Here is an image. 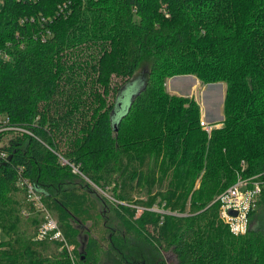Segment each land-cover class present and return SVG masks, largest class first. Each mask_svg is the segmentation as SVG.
<instances>
[{"label":"trees","instance_id":"1","mask_svg":"<svg viewBox=\"0 0 264 264\" xmlns=\"http://www.w3.org/2000/svg\"><path fill=\"white\" fill-rule=\"evenodd\" d=\"M7 41L0 113L32 134L15 133L0 161V264H99L101 251L114 253L120 239H102L86 178L124 202L113 209L120 225L156 252L169 248L172 264H264L263 217L252 225V208L235 235L217 199L264 170V0H1ZM145 55L152 62L117 116ZM181 74L224 83L221 126L206 131L198 101L167 90ZM18 176L64 240L54 230L38 238L47 217ZM141 189L146 200L127 193ZM156 198L171 213L149 209Z\"/></svg>","mask_w":264,"mask_h":264},{"label":"rangeland","instance_id":"2","mask_svg":"<svg viewBox=\"0 0 264 264\" xmlns=\"http://www.w3.org/2000/svg\"><path fill=\"white\" fill-rule=\"evenodd\" d=\"M151 62H152V56L145 55L142 58L140 64L138 65L136 75L131 79L132 83H128L125 89L121 93L120 100L123 102V105L121 106L120 110L116 109V112L118 111L117 116H120L123 113L122 110L124 109L126 102L129 101L130 98L132 97L131 95L135 93L136 91H138L137 89L139 87V82L141 80L142 75H144V68L149 67ZM180 76H171L170 78L166 80L167 81L166 87L169 92L177 94V95H185V96L194 97V99L198 101L199 106H200V103H201V106L205 103V105H207L208 107L212 103L214 108L216 107L222 108V103L224 99V93H223L224 83L209 82L208 84H204L200 80H198L195 75L181 74ZM183 81H184V84H183ZM176 83L177 84L180 83L179 88L176 86ZM222 109H221V114H222ZM211 112L212 111L207 112V115H209ZM211 114H212L211 116H213L214 118V120H212L213 123H215L216 126H221L223 123L222 122L223 116L220 117L219 119L218 112L217 114H214V113H211ZM201 115H202V111H201ZM200 118H202V116H200ZM33 123H35V120ZM30 134H32L31 130H30ZM71 167L73 170L76 168L74 165ZM75 170L79 171L77 170V168ZM85 180L91 183L94 189V191L91 189L90 196L93 198V201L96 207L95 212L97 213L100 212V216H98V221L96 222H97V227L99 229L102 228L103 230L102 239L105 241V243H107L106 236L109 237L110 236L109 233L111 231H112L111 234H113L114 237L118 236L120 239L116 241V247H115L116 250L114 249L115 250L114 253L112 252L109 253L107 251H101L99 253L100 254L99 264H172L173 262H175V254L169 248L167 250L164 248H161V249L158 248L156 252L144 240V238L139 237L134 231L125 230L123 226L120 225L119 220L115 216V211H113V209L116 206H119V205L125 206L126 204L124 202H120L116 200L115 198H112L108 194V191L102 189L101 187H98L95 183L91 182L87 178ZM70 183L73 184V181L71 180ZM78 184L83 186L85 183L79 182ZM198 184H199V181L197 182L196 187H198ZM127 193H129L128 195L131 196L133 199H138L140 201L146 200L149 197L147 196V193L144 189L135 190V191L128 190ZM150 195L153 196V194H150ZM156 201H158V198H156L153 204L149 206L150 207L149 209L153 211H158L161 213H171L168 209H165V208L163 209L160 204L157 205ZM257 202L254 207L255 213L252 214L251 216L252 218L250 219V221H252V225L254 226L258 222H260L259 221L261 220L260 217H263V219L261 220L262 222L264 220V204H261L260 202L257 203ZM122 206L118 208L121 211H123V213L126 216L128 215L130 216L131 210L130 209L125 210L124 207ZM136 210L137 212L135 214L137 216L138 214L141 213L142 210L140 208H136ZM40 212L42 213L43 210ZM51 218L53 219L52 216ZM103 219L105 220L104 225L106 226L103 225ZM38 237H39V234H38Z\"/></svg>","mask_w":264,"mask_h":264},{"label":"built area","instance_id":"3","mask_svg":"<svg viewBox=\"0 0 264 264\" xmlns=\"http://www.w3.org/2000/svg\"><path fill=\"white\" fill-rule=\"evenodd\" d=\"M16 1L34 2L35 0ZM25 20H27V18H22L20 19V22L22 23ZM29 20L34 21V17H31ZM48 34H50L49 31H47L46 35ZM32 36L35 38L36 36H39L41 39H44L45 33L40 31L39 33H34ZM15 37L18 38L17 32ZM17 40L20 46H22L23 43H20L21 39ZM10 46H12V43H10V41L5 42L4 46H0V58L9 59L11 52L9 51L8 47ZM199 123L206 131H210L213 126H216L215 123H209L203 117L200 118ZM15 133L26 134L30 133V130L26 127L12 122L9 115L0 113V161H8L11 158V154L9 153L7 147L11 145L10 142L14 138L13 136ZM75 169L74 171H76ZM17 182L25 190L27 199L31 200L32 204L37 210H43L47 217L46 222L43 224L39 231L38 238H42L44 235H46L47 232H51L54 230L51 234L52 237L55 239L64 240L61 231L58 229V227H56L55 222L45 209L40 197V193H38L35 189V185H33V183L28 178L26 179L22 176H18ZM263 188L264 170L250 178H238L236 182L227 186V188L217 196V199H219L220 201L218 206L219 218L229 227V230L233 234L242 235L249 229V212L252 208L255 207L256 199L258 195L261 194ZM232 211H236V213L234 214ZM1 231L2 229L0 227V236Z\"/></svg>","mask_w":264,"mask_h":264},{"label":"crops","instance_id":"4","mask_svg":"<svg viewBox=\"0 0 264 264\" xmlns=\"http://www.w3.org/2000/svg\"><path fill=\"white\" fill-rule=\"evenodd\" d=\"M181 77V76H180ZM183 84H184V81H183ZM194 85H195V83H194ZM176 86L179 88L180 87V83H176ZM200 108H201V111H202V117L207 121V122H212L213 123V121L212 120H214V118H213V116H211L212 114L211 113H214V114H217V112H218V115H219V119H220V117H222L223 115L221 114V107L219 108V107H216V108H214V106L212 105V103H211V105L210 106H208L207 107V105H205V103L201 106V103H200ZM209 111H212L209 115H207V112H209ZM218 121V120H217Z\"/></svg>","mask_w":264,"mask_h":264},{"label":"water","instance_id":"5","mask_svg":"<svg viewBox=\"0 0 264 264\" xmlns=\"http://www.w3.org/2000/svg\"><path fill=\"white\" fill-rule=\"evenodd\" d=\"M126 106H124L125 109ZM124 109L122 110L124 112ZM118 110H120V107L118 108ZM118 112V111H117ZM234 214L236 213V211H232Z\"/></svg>","mask_w":264,"mask_h":264}]
</instances>
